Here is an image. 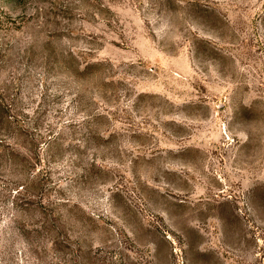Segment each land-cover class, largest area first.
I'll list each match as a JSON object with an SVG mask.
<instances>
[{"label": "rangeland", "instance_id": "rangeland-1", "mask_svg": "<svg viewBox=\"0 0 264 264\" xmlns=\"http://www.w3.org/2000/svg\"><path fill=\"white\" fill-rule=\"evenodd\" d=\"M0 264H264V0H0Z\"/></svg>", "mask_w": 264, "mask_h": 264}]
</instances>
